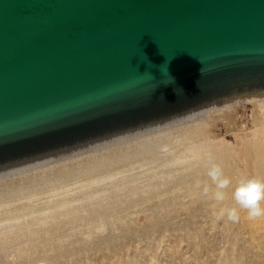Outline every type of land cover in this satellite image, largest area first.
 Segmentation results:
<instances>
[{
  "label": "water",
  "instance_id": "95a60500",
  "mask_svg": "<svg viewBox=\"0 0 264 264\" xmlns=\"http://www.w3.org/2000/svg\"><path fill=\"white\" fill-rule=\"evenodd\" d=\"M262 104L264 0H0V195Z\"/></svg>",
  "mask_w": 264,
  "mask_h": 264
},
{
  "label": "rangeland",
  "instance_id": "374dc122",
  "mask_svg": "<svg viewBox=\"0 0 264 264\" xmlns=\"http://www.w3.org/2000/svg\"><path fill=\"white\" fill-rule=\"evenodd\" d=\"M249 114L239 119L249 123ZM233 144L237 156L225 160L230 170L227 162L223 165L225 176H233L231 194L242 177H259L252 153L240 142ZM161 146L145 151L162 152L152 161L155 167L148 162L130 167V173L119 161L124 168L119 165L122 173L113 180H93L95 186L88 182L74 192L71 188L56 198L43 196L41 202L0 212V264H264V243L253 240L240 219H217L225 200L217 202L203 192L210 183L207 160L198 163L187 145ZM222 149L211 154L217 162L226 152Z\"/></svg>",
  "mask_w": 264,
  "mask_h": 264
},
{
  "label": "bare ground",
  "instance_id": "6f19581e",
  "mask_svg": "<svg viewBox=\"0 0 264 264\" xmlns=\"http://www.w3.org/2000/svg\"><path fill=\"white\" fill-rule=\"evenodd\" d=\"M246 111H250L249 115L251 117L250 118L251 121H249V123L248 122L247 123L246 122H242L239 119L240 118L239 115L240 114H245ZM263 114H264V104H262V105H252V106L226 108L225 110L213 115L212 117L202 121L201 123L191 127L190 129H188V130H186V131H184V132H182V133H180V134H178V135H176V136H174V137H172L170 139H167V140H165V141H163L161 143H158V144H156V145H154L152 147H155V146L160 147L161 145H162L161 147H163V145H165L166 148H167V146L168 147H170V146L174 147V146H177V145H178V147L179 146L185 147L187 145L188 148L187 147L186 148L191 152V156L193 155L195 157V159L198 160L197 161L198 163H200V162L201 163H205L209 154L213 153L212 155H214V153L217 152L215 149L219 148L221 150V148H224L226 150V152H223L224 154L221 155V159H219V157H218V156H220V154L218 155V153H217V157L221 161H218V162L216 161L217 163H220L221 166L223 167V165L225 164L224 162L230 161V160H228L229 159L228 156H237V155H235V154H237L236 147L234 146L233 143L234 142H236V143L240 142V143L243 144V148L248 154L252 153L253 158L255 160V162H254L255 163V167H256L255 169L257 170V173L259 175L258 178H264V115ZM247 125L249 126V128H246ZM246 129H249V130L245 131ZM214 137H215V139L212 140V138H214ZM230 139L231 140L233 139L234 142H232ZM178 140H180V142H178ZM202 140H203V142H201ZM183 147H180V148L184 150ZM149 148H151V147H149ZM149 148H147V149L149 150ZM180 148H178L179 149L178 152L181 151ZM152 149H150V150H152ZM224 149H222V150H224ZM163 150H165V149H162L161 151H163ZM166 150H165V152H166ZM170 150H172V149H170ZM188 150H187V152L186 151L185 152L188 153ZM145 151H146V149L143 150V151H140V152H138V153H136L134 155H131V156L125 158V159H122V160H120V163H121V161L123 163H125L126 164L125 167L127 166V170L129 169L130 173H132L134 171H131L132 168L130 170V167H135V166H138V165H141V164L144 167L145 163L150 164L148 162H152L154 159L156 160V158H158L160 156L162 157V155H161L162 152L160 151L161 154L158 153L157 152L158 149L156 151H154L156 153L152 152V154H150L151 152L150 153L149 152L146 153L147 151L146 152ZM165 152H164V155L165 154L167 155V154L171 153L170 151H169V153L168 152L165 153ZM186 156H189V155H186ZM226 157H228V158L226 159ZM165 158H167V157H165ZM184 158H187V157H184ZM215 159H216V156H215ZM155 160H154V162H155ZM159 160L162 161V159H159ZM225 160H227V161H225ZM158 161L156 162L157 165H158ZM161 161H159V162H161ZM163 161H164V159H163ZM117 163H115V164H117ZM120 163L117 164V165H115L113 163V164H111V165H109L107 167H104V168H102L100 170H97V171H95V172H93L91 174H88V175H86V176H84L82 178H79V179H77V180H75L73 182L57 184L55 186L52 185V186H46V187H40V188H35V189H29V190H24V191H18V192H13V193L2 194V195H0V212H2L3 210H6V209L8 210V209H12V208L13 209L17 208V207H19L20 204H25V203H27L28 205L29 204H33V202L35 203L36 199H37V201L41 202L42 200H40V199L45 198L43 196L47 197L48 195H51V196L55 197L56 195L59 196V194H65L66 192L68 193V191L71 188H72V191H73V190H75L77 188L78 189L81 188V187L85 188V186L88 187L92 182L96 183V182H94L95 180H98V182H99V180H102V182L104 180H108V179L113 180L112 179L113 177L116 178L115 174L122 173L121 170L119 169ZM123 163H121V164H123ZM229 163L227 162L226 166H228L227 169L230 170L229 165H228ZM152 164L154 165L153 162H152ZM142 165H141V167H142ZM153 165H151V166L155 167L156 164L154 166ZM147 166H145V167H147ZM151 166H149V167H151ZM201 166L203 168V165H201ZM204 166H205L204 170H205V174H206L207 166H208L207 163L204 164ZM120 167H121V165H120ZM121 168H124V167H121ZM135 169H137V168H135ZM145 169H148V168H145ZM200 169H201V167H200ZM118 170H120V171H118ZM204 170L202 171V173H204ZM129 171H124V172H126V174L127 173L129 174ZM138 172H139V170H138ZM133 175H134V173H133ZM118 176H120V175H118ZM229 176L227 175L226 177H229ZM232 178H233V176H232ZM232 178L230 177L229 179H232ZM114 181H115V179H114ZM88 182L89 183L91 182V183L89 184ZM231 182H233V179L231 180ZM87 183L89 184L88 186H87ZM100 183H101V181H100ZM72 185L75 186L74 189H73ZM230 189L231 188L229 187V189L225 190L226 191V198H225V202H224L225 207H229V206L233 207V206H235V201L232 198V194L230 193L231 192ZM50 200H52V199H50ZM40 202L38 204H40ZM87 202H89V200ZM71 203H74V202H71ZM71 203H70V205H71ZM27 204H25L23 206H26ZM20 206L23 207L22 205H20ZM59 207H61V206H59ZM9 211L10 210H8V212ZM53 211H54V209H53ZM241 211H242V214H241V217H239V219L248 228L249 232L251 233L250 237H252L253 240H257V241L260 240L262 243H264V216H261V217H258V218H250L246 210H242L241 209ZM31 214H33V213H31ZM0 224H2V223H0ZM250 240H251V238H250ZM254 243H257V242H254Z\"/></svg>",
  "mask_w": 264,
  "mask_h": 264
},
{
  "label": "clouds",
  "instance_id": "9594fccd",
  "mask_svg": "<svg viewBox=\"0 0 264 264\" xmlns=\"http://www.w3.org/2000/svg\"><path fill=\"white\" fill-rule=\"evenodd\" d=\"M206 175L210 183L205 184L203 192L205 195L211 193L217 202L226 198V191L231 185V180L225 176L223 167L209 154L207 157ZM214 186V187H213ZM235 201L233 207H221L217 219L227 217L229 221L239 219V210H246L250 218L264 216V178L242 177L232 191Z\"/></svg>",
  "mask_w": 264,
  "mask_h": 264
}]
</instances>
